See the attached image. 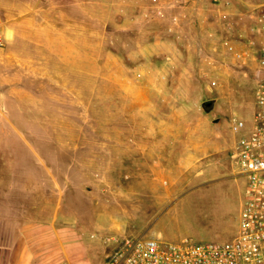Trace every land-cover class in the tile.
Segmentation results:
<instances>
[{"label":"rangeland","instance_id":"1","mask_svg":"<svg viewBox=\"0 0 264 264\" xmlns=\"http://www.w3.org/2000/svg\"><path fill=\"white\" fill-rule=\"evenodd\" d=\"M0 2L16 30L0 46V175L53 185L71 231L62 260L100 264L125 236L231 238V124L254 108L256 20L212 53L175 56L161 0H22L21 15Z\"/></svg>","mask_w":264,"mask_h":264},{"label":"crops","instance_id":"2","mask_svg":"<svg viewBox=\"0 0 264 264\" xmlns=\"http://www.w3.org/2000/svg\"><path fill=\"white\" fill-rule=\"evenodd\" d=\"M14 1L21 15L22 0ZM261 2L161 0L163 44L168 41L175 56L212 53L223 41H237L236 32L243 31L249 19L256 20ZM42 5V0H35L31 6ZM15 32V23L3 28L5 39ZM254 52L256 62L257 50ZM54 193L53 185L43 184L38 176L18 174L16 170L0 175V264H60L65 259L71 231L69 220L57 217Z\"/></svg>","mask_w":264,"mask_h":264},{"label":"built area","instance_id":"3","mask_svg":"<svg viewBox=\"0 0 264 264\" xmlns=\"http://www.w3.org/2000/svg\"><path fill=\"white\" fill-rule=\"evenodd\" d=\"M255 16L260 41L254 108L248 119H233L231 124L235 138L229 160L233 175L243 182L236 233L222 241L183 237L170 243L125 236L100 264H264V0ZM4 43L0 16V46Z\"/></svg>","mask_w":264,"mask_h":264},{"label":"water","instance_id":"4","mask_svg":"<svg viewBox=\"0 0 264 264\" xmlns=\"http://www.w3.org/2000/svg\"><path fill=\"white\" fill-rule=\"evenodd\" d=\"M215 105H216L215 98L205 99L201 102V107L206 114L211 113L215 109ZM213 121L217 122L218 118L214 119Z\"/></svg>","mask_w":264,"mask_h":264},{"label":"flooded vegetation","instance_id":"5","mask_svg":"<svg viewBox=\"0 0 264 264\" xmlns=\"http://www.w3.org/2000/svg\"><path fill=\"white\" fill-rule=\"evenodd\" d=\"M220 120H218L216 123H218Z\"/></svg>","mask_w":264,"mask_h":264}]
</instances>
